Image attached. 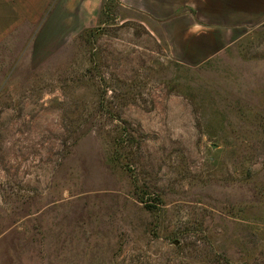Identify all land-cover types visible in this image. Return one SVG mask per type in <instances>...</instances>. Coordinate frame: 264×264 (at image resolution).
Here are the masks:
<instances>
[{"label": "rangeland", "instance_id": "1", "mask_svg": "<svg viewBox=\"0 0 264 264\" xmlns=\"http://www.w3.org/2000/svg\"><path fill=\"white\" fill-rule=\"evenodd\" d=\"M14 2L0 264H264V21L200 49L191 8Z\"/></svg>", "mask_w": 264, "mask_h": 264}, {"label": "crops", "instance_id": "2", "mask_svg": "<svg viewBox=\"0 0 264 264\" xmlns=\"http://www.w3.org/2000/svg\"><path fill=\"white\" fill-rule=\"evenodd\" d=\"M15 0H1L9 10L7 16H0V46H8L14 40L15 26L24 21L15 19ZM159 7L177 10L191 8L194 14L193 23L207 25L201 31L200 42L204 43L200 49L220 45L239 28L238 25L256 24L264 21V0H157ZM10 7V8H9ZM62 7L63 2L55 5L50 13L44 17L37 32L42 33L43 39L54 37L62 33ZM20 16V15H19ZM29 23L34 21H28ZM238 26V27H237ZM208 27L207 30H205ZM230 27V30H226ZM10 43V44H11Z\"/></svg>", "mask_w": 264, "mask_h": 264}]
</instances>
